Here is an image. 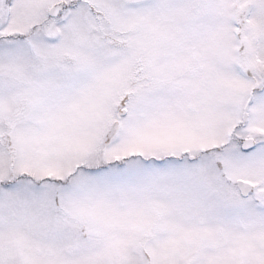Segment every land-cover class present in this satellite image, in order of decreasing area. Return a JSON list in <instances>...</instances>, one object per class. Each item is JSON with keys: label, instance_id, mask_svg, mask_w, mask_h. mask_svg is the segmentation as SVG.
Returning <instances> with one entry per match:
<instances>
[{"label": "snow or ice", "instance_id": "obj_1", "mask_svg": "<svg viewBox=\"0 0 264 264\" xmlns=\"http://www.w3.org/2000/svg\"><path fill=\"white\" fill-rule=\"evenodd\" d=\"M0 264H264V0H0Z\"/></svg>", "mask_w": 264, "mask_h": 264}]
</instances>
